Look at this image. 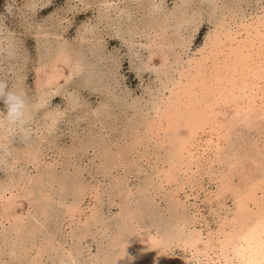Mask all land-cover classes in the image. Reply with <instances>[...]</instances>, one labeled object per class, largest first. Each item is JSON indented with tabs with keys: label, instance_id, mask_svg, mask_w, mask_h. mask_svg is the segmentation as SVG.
<instances>
[{
	"label": "rangeland",
	"instance_id": "1",
	"mask_svg": "<svg viewBox=\"0 0 264 264\" xmlns=\"http://www.w3.org/2000/svg\"><path fill=\"white\" fill-rule=\"evenodd\" d=\"M202 1L0 0V79L31 116L28 140L0 125V264H238L222 240L249 187L264 197V128L216 165L189 150L264 0Z\"/></svg>",
	"mask_w": 264,
	"mask_h": 264
},
{
	"label": "bare ground",
	"instance_id": "2",
	"mask_svg": "<svg viewBox=\"0 0 264 264\" xmlns=\"http://www.w3.org/2000/svg\"><path fill=\"white\" fill-rule=\"evenodd\" d=\"M207 1L208 0H203L202 2L206 3ZM218 2H220V0ZM157 8H160V7L154 6L151 8V10H154L153 12H156L157 14H159L157 12ZM155 38L156 37H152V39H150L149 41L152 42L155 40ZM160 41L163 42V40H160ZM166 45H171V41L166 43ZM143 46H145V45H143ZM210 47L213 49L212 50L213 52L215 51L214 49L217 48L216 46H210ZM208 96L209 97L206 99H203V102L201 103V106L204 107V109L206 111V115H205V119H204V123H203V129L200 132L201 134H200L199 138H197L194 141V143L191 144V148L189 150L191 156L196 160L197 165H201L202 162L212 160L214 155L220 158V155L222 154L223 150L227 151L224 149V147H225L224 144L226 142L228 143L230 136L233 135L234 131L235 132L240 131V129H242V128L243 129L244 128L245 129L250 128L251 130H252V128H255V129H257V128L263 129L264 128V34L258 35L257 37H254V38H250L249 42L240 45L235 51H233L232 53L229 54V57L225 63V68H223L222 71L220 72V77L217 79L214 87L212 88V90ZM123 111H124V109H123ZM237 129H239V130H237ZM251 130H250V132H251ZM234 136H236V135L234 134ZM250 136L252 137L251 134H250ZM239 138H242V137L240 136ZM257 138H256V140H257ZM233 140H235V139H233ZM250 140H252V138ZM238 141H239V139H238ZM236 142H237V140H236ZM246 143H247V141H246ZM239 146L240 145H238V147ZM243 147H244V145H243ZM242 148L240 150H242ZM255 148H257V147L255 146ZM259 148H262V147H259ZM247 149H248V147H247ZM231 153H232V151H231ZM249 153L251 154V152H249ZM254 153H255V151H254ZM227 154H228V151H227ZM255 154H257V153H255ZM261 156L262 155H260V157ZM263 157H264V155H263ZM233 158H234V156H233ZM255 159H256V157H255ZM212 162L210 161V163H212ZM215 165H216V162H215ZM226 166H228V164H226ZM216 167H218V164ZM213 169H215V168H213ZM206 171H208V170H206ZM195 172H196V170H195ZM218 172H219V170H218ZM206 173H208V172H206ZM206 173H205V175H206ZM214 173H215L214 174V176H215L216 172H214ZM227 176H228V173H227ZM217 177L221 178L222 175L217 176ZM231 179H232V177H231ZM233 179H234V177H233ZM217 180H218V178H217ZM222 181H223V179H222ZM199 182H201V180ZM221 184H222V182H221ZM216 185H217V183H216ZM30 186H31V184H30ZM204 189H206V188H204ZM261 189H262V187L258 183L251 185L249 187L248 192H247V197L243 198L240 202V207H239L240 212L238 213L239 215H236L234 217V219L238 220V222H237L238 226H235L232 229L233 232H230L231 235L226 234V237L223 238V240H222V250L225 251L226 256H228V254L232 251L231 253H234V255L238 258V264H264V225H263L264 223L262 222V219H264L263 218L264 217V197H263V195H259V193H260L259 190H261ZM206 191H208V190H206ZM223 198H224V196H223ZM212 199H214V198H212ZM221 203H223V202H221ZM68 209L70 212H73L74 210L76 211L77 208L74 205H72V206H69ZM122 211H124V213L126 214L124 208L122 209ZM49 216H50V214H49ZM216 232H214V233L216 234ZM236 237H237V239L235 240ZM74 240H75V238H74ZM219 241H221V240L219 239ZM85 245H86V243H85ZM57 249H58V247H57ZM41 254H43V253H41ZM37 256H38V253H37ZM35 257H33V258H35ZM232 258H234V257H232ZM223 259H222V262H223ZM128 262L130 263V261H128ZM140 262H141V259L139 257L137 260V263L136 262L135 263L140 264ZM227 263H228V261H227Z\"/></svg>",
	"mask_w": 264,
	"mask_h": 264
},
{
	"label": "clouds",
	"instance_id": "3",
	"mask_svg": "<svg viewBox=\"0 0 264 264\" xmlns=\"http://www.w3.org/2000/svg\"><path fill=\"white\" fill-rule=\"evenodd\" d=\"M0 103L3 104L0 125L16 129L24 140L30 139L31 116L27 97L10 88L7 80L0 79Z\"/></svg>",
	"mask_w": 264,
	"mask_h": 264
}]
</instances>
